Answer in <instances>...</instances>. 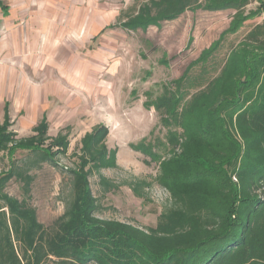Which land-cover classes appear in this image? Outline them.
I'll list each match as a JSON object with an SVG mask.
<instances>
[{
  "label": "trees",
  "instance_id": "obj_1",
  "mask_svg": "<svg viewBox=\"0 0 264 264\" xmlns=\"http://www.w3.org/2000/svg\"><path fill=\"white\" fill-rule=\"evenodd\" d=\"M188 11L232 12L228 30L195 64L207 62L226 35L261 21L205 87L185 100L187 69L145 103L166 135L152 132L130 148L159 165L157 184L170 196L172 207L158 227L97 216L102 207L91 190L92 169L116 168L105 126L83 138L77 170H69L72 199L46 227L30 203V172L44 164L57 168V158L68 153V136L51 139L44 117L32 136L19 139L6 110L0 122V154L8 161L0 172V264H264V0H142L119 27H159ZM18 152H27L24 164L15 159ZM12 180L24 198L6 191ZM142 186L147 183L137 181L132 189L139 193Z\"/></svg>",
  "mask_w": 264,
  "mask_h": 264
},
{
  "label": "rangeland",
  "instance_id": "obj_2",
  "mask_svg": "<svg viewBox=\"0 0 264 264\" xmlns=\"http://www.w3.org/2000/svg\"><path fill=\"white\" fill-rule=\"evenodd\" d=\"M38 1L40 8L34 5L29 19L33 21L30 26L39 31L41 48L35 45L36 51L44 50L45 56L40 73L28 67L26 76L30 80L46 77L48 136L67 135L69 140L68 153L57 158V168L44 164L30 172L35 177L30 203L39 221L51 227L65 213L72 199L69 170H77L82 140L105 126L107 149L117 151L116 168L92 169L91 190L102 207L97 216L156 229L172 202L157 184L159 165L130 148L152 132L154 137L166 135L155 109H147L145 103L187 69L184 99L205 87L220 72L231 49L261 18L226 35L207 62L195 64L228 30L231 11H188L159 27L128 31L119 23L134 14L142 0H47L45 6L43 0ZM11 123L19 139L32 136L37 126L25 128L20 119ZM28 158L27 152L15 156L18 162ZM7 169L8 161L0 154V172ZM137 181L147 183L139 193L132 189ZM20 187L12 180L6 191L22 199Z\"/></svg>",
  "mask_w": 264,
  "mask_h": 264
},
{
  "label": "crops",
  "instance_id": "obj_3",
  "mask_svg": "<svg viewBox=\"0 0 264 264\" xmlns=\"http://www.w3.org/2000/svg\"><path fill=\"white\" fill-rule=\"evenodd\" d=\"M43 1L45 6L47 0ZM39 3L38 0H2L6 11L0 3V113H3L0 120L8 110L11 120L20 119L25 128L47 118L46 77L39 75L30 80L26 76L28 67L40 73L41 58L45 56L44 50L36 51L35 45L41 48L39 31L30 26L33 21L29 19L34 15L32 7H39Z\"/></svg>",
  "mask_w": 264,
  "mask_h": 264
}]
</instances>
